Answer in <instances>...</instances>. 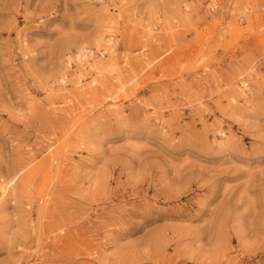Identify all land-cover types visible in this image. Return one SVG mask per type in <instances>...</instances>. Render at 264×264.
Returning <instances> with one entry per match:
<instances>
[{
    "label": "rangeland",
    "instance_id": "374dc122",
    "mask_svg": "<svg viewBox=\"0 0 264 264\" xmlns=\"http://www.w3.org/2000/svg\"><path fill=\"white\" fill-rule=\"evenodd\" d=\"M0 264H264V0H0Z\"/></svg>",
    "mask_w": 264,
    "mask_h": 264
},
{
    "label": "bare ground",
    "instance_id": "6f19581e",
    "mask_svg": "<svg viewBox=\"0 0 264 264\" xmlns=\"http://www.w3.org/2000/svg\"><path fill=\"white\" fill-rule=\"evenodd\" d=\"M110 40H112V38H109L107 41H110ZM84 52H85L84 48H80L79 53H77L75 55V59L79 63V65H78L79 67L83 66L84 65L83 63H87L89 65H92L91 64V61L93 60L92 55L89 52H86V53H84ZM83 53H84V55H82ZM88 59H90V60H88ZM243 89H245V87Z\"/></svg>",
    "mask_w": 264,
    "mask_h": 264
}]
</instances>
